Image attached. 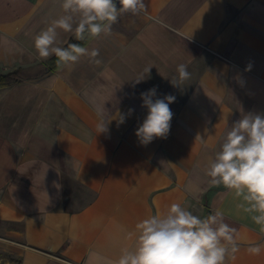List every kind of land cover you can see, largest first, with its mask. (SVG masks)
<instances>
[{"label":"crops","instance_id":"crops-1","mask_svg":"<svg viewBox=\"0 0 264 264\" xmlns=\"http://www.w3.org/2000/svg\"><path fill=\"white\" fill-rule=\"evenodd\" d=\"M61 3L0 0V76L32 77L50 63L33 41L63 15ZM144 3L146 14H126L111 35L86 43L100 64L84 56L0 87V250L19 264H110L134 246L125 229L173 202L201 216L223 210L243 238L226 264H264V251L247 252L264 243L255 213L204 174L229 126L264 113V0ZM58 32L66 43L73 37ZM181 63L191 78L173 86ZM153 87L156 98L175 97L173 118L167 138L142 145L141 93ZM116 113L125 122L112 119L98 134L101 115Z\"/></svg>","mask_w":264,"mask_h":264},{"label":"clouds","instance_id":"clouds-1","mask_svg":"<svg viewBox=\"0 0 264 264\" xmlns=\"http://www.w3.org/2000/svg\"><path fill=\"white\" fill-rule=\"evenodd\" d=\"M119 5V7H118ZM63 15L42 29L33 41L36 57H56L57 63L71 67L87 56L95 64L101 61L99 49L79 43H67L59 39V30L72 33L76 41L111 35L113 25L126 14H146L144 0H62ZM151 67L136 79L144 80ZM249 70V69H246ZM177 75L170 78L173 86L189 80L191 73L186 64H179ZM155 87L141 93L147 116L135 135L142 145L155 138H167L173 113L169 105L175 97L156 98ZM128 110V115L132 113ZM125 114L116 113L111 119L101 115L96 125L98 134L109 131L108 124L117 119L125 122ZM205 176L211 186L223 185L247 202L246 211L253 212L252 220L264 231V113L249 112L229 126L219 150L207 163ZM59 187V185H56ZM126 238L135 240L131 248L124 247L119 257L110 264H226L229 257L235 259L243 240L238 229L227 222L223 210L215 209L206 216L195 214L181 203L173 202L166 210H157L138 221L132 230L125 229ZM264 243H250L247 252L259 256Z\"/></svg>","mask_w":264,"mask_h":264},{"label":"trees","instance_id":"trees-1","mask_svg":"<svg viewBox=\"0 0 264 264\" xmlns=\"http://www.w3.org/2000/svg\"><path fill=\"white\" fill-rule=\"evenodd\" d=\"M91 38L87 39L86 41H76L74 36L72 38H70L67 43H79L82 46H85L86 43L90 40ZM67 43L65 44L64 47L67 46ZM60 64L57 63L56 57L53 56L50 63L45 66L44 68H42V70H40L38 73H36V75L32 76V77H26L23 76L19 73V71H14L11 72L7 75H3L0 76V87H6V86H11L14 85L22 80H27V79H32V78H37V77H41L44 76L54 70H56L57 68H59Z\"/></svg>","mask_w":264,"mask_h":264},{"label":"rangeland","instance_id":"rangeland-1","mask_svg":"<svg viewBox=\"0 0 264 264\" xmlns=\"http://www.w3.org/2000/svg\"><path fill=\"white\" fill-rule=\"evenodd\" d=\"M0 264H19V258L9 251L0 250Z\"/></svg>","mask_w":264,"mask_h":264}]
</instances>
